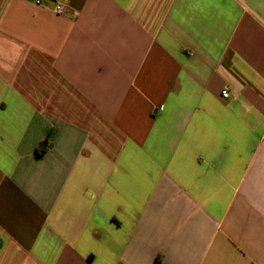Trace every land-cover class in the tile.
Returning a JSON list of instances; mask_svg holds the SVG:
<instances>
[{
    "label": "crops",
    "instance_id": "0c3cea01",
    "mask_svg": "<svg viewBox=\"0 0 264 264\" xmlns=\"http://www.w3.org/2000/svg\"><path fill=\"white\" fill-rule=\"evenodd\" d=\"M65 1L0 0V264H264V0Z\"/></svg>",
    "mask_w": 264,
    "mask_h": 264
},
{
    "label": "built area",
    "instance_id": "2783aa9c",
    "mask_svg": "<svg viewBox=\"0 0 264 264\" xmlns=\"http://www.w3.org/2000/svg\"><path fill=\"white\" fill-rule=\"evenodd\" d=\"M46 1H50L53 3V8H52V11L55 13V14H63L66 10V1L65 0H35V3L36 4H41L43 2H46ZM229 95V92L226 88H223L221 91H220V96L222 98H227ZM42 145L43 146H46V143L43 141L42 142Z\"/></svg>",
    "mask_w": 264,
    "mask_h": 264
}]
</instances>
